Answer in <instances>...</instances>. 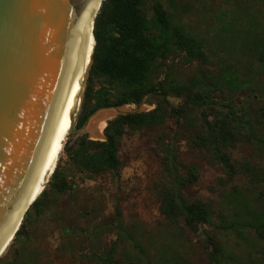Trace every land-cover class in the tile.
<instances>
[{
	"label": "rangeland",
	"instance_id": "obj_1",
	"mask_svg": "<svg viewBox=\"0 0 264 264\" xmlns=\"http://www.w3.org/2000/svg\"><path fill=\"white\" fill-rule=\"evenodd\" d=\"M154 1L202 45L204 62L187 65L177 56L166 65L179 83L195 80L198 87L193 93L207 95L208 105L186 107L184 96L169 95L173 108L184 107L182 118L168 113L162 126L127 130L118 144L117 177L111 172L89 176L74 168L68 154L79 140L101 138L77 131L83 126L90 129L97 115L112 108L97 110L82 126L80 110L73 123L76 133L67 134L54 168L70 191L56 195L49 178L39 213L30 212V223L18 241L9 244L4 260L18 255L22 264H100L97 258H106L111 251L117 264H211L209 257L216 250L219 264H264V229L259 233L248 227L255 214L264 221V180L239 168L248 163L264 171L255 117L264 106V68L253 52L264 35V0H172V9L168 0H145L146 7ZM152 102L113 110L149 113L156 108ZM93 105L87 103L84 114ZM219 105L231 107L235 117ZM203 116L211 125H229L234 133L228 151L235 163L233 174L196 145ZM103 131L98 142H103ZM190 168L196 171L195 183L189 181ZM166 192L207 206L210 223L191 232L180 222L166 220L160 212Z\"/></svg>",
	"mask_w": 264,
	"mask_h": 264
},
{
	"label": "trees",
	"instance_id": "obj_2",
	"mask_svg": "<svg viewBox=\"0 0 264 264\" xmlns=\"http://www.w3.org/2000/svg\"><path fill=\"white\" fill-rule=\"evenodd\" d=\"M168 2L171 9L174 8L173 1ZM92 36L94 46L80 109V125L97 110L124 105L138 106L146 100H155L152 102L156 107L153 111L118 116L107 123L103 131V142L81 138L77 148L68 154L74 168L80 173L97 176L111 172L117 177L120 165L117 157L118 144L127 130L136 132L162 126L168 113L176 115L177 119L182 118L184 107L173 108L167 100L169 95L184 96V106L208 105L207 95L193 93L198 87L195 80H190L187 84L179 83L166 65L168 60L177 56H181L183 63L187 65L204 62L205 54L202 45L180 23L174 21L172 14L159 1H154L147 8L145 0H104L94 19ZM253 52L257 63L264 68V35L253 45ZM89 102L94 105L84 114ZM219 108L227 109L228 115L235 117L231 107L219 105ZM255 117L258 121L256 144L264 154V106ZM202 124L204 127L201 126V135L196 145L207 150L223 170L233 174L235 163L228 151L233 148L234 133L229 125L222 122L209 124L205 116L202 117ZM239 168L255 180H264L262 169L254 168L248 163ZM188 172L189 181L195 183V169L190 168ZM49 186L59 196L70 191L57 168L50 177ZM44 196L45 191H42L31 205L12 244L22 236L24 225L30 223V212L34 215L39 213ZM160 212L166 220L180 222L184 229L191 232L210 223L207 206L200 202L189 203L180 194L172 192L163 195ZM248 227L260 233L264 229L263 216L253 215ZM214 253L210 255L209 261L211 264H219ZM18 258V255L13 260L0 258V264H22ZM97 261L100 264H117L112 260L111 251H108L106 258H97Z\"/></svg>",
	"mask_w": 264,
	"mask_h": 264
},
{
	"label": "water",
	"instance_id": "obj_3",
	"mask_svg": "<svg viewBox=\"0 0 264 264\" xmlns=\"http://www.w3.org/2000/svg\"><path fill=\"white\" fill-rule=\"evenodd\" d=\"M102 1L0 0V258L34 203L59 136L69 125L76 133L82 93L70 115ZM114 112L104 129L127 115Z\"/></svg>",
	"mask_w": 264,
	"mask_h": 264
},
{
	"label": "bare ground",
	"instance_id": "obj_4",
	"mask_svg": "<svg viewBox=\"0 0 264 264\" xmlns=\"http://www.w3.org/2000/svg\"><path fill=\"white\" fill-rule=\"evenodd\" d=\"M92 21H93V19H92ZM93 46H94V40H93L92 30H91L90 31V39H89V43H88V47H87V51H86V55H85V60H84V64H83V69H82V73H81L80 80L78 83V87H77V91L75 94L74 103H73V107H72V111H71L70 116L75 114L76 108L78 107L79 98H80V95H81V92L83 89L84 78H85L87 70L90 66V60H91ZM113 113H115V112L114 111H107V112L100 113L99 115H97L91 121L90 129L88 128L87 131L91 132L94 135L101 136L100 133H101V131H103L102 129L104 128L106 121L112 116ZM69 128H70V125L67 128H65L63 130V132L61 133V135L59 136L58 141H57L55 148L53 150L52 156H51L49 163H48V165L44 171V174H43L40 182L38 183L37 187L35 188L34 192L31 195V202H34L39 197V195L43 191V188L45 187L47 181L49 180L50 176L52 175L54 168H55V164H56L57 159H58V156L61 152L62 145H63L65 138L68 134ZM95 139H98V138H95ZM19 220H20V218H19ZM10 243L11 242L9 241L7 243V245H5V249H7V247L9 246Z\"/></svg>",
	"mask_w": 264,
	"mask_h": 264
}]
</instances>
